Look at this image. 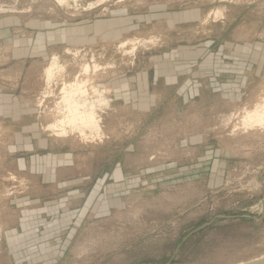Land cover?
Here are the masks:
<instances>
[{
	"label": "rangeland",
	"instance_id": "374dc122",
	"mask_svg": "<svg viewBox=\"0 0 264 264\" xmlns=\"http://www.w3.org/2000/svg\"><path fill=\"white\" fill-rule=\"evenodd\" d=\"M93 60L103 142L59 140L57 87ZM262 95L264 0H0V264L264 259V128L241 122ZM75 161L94 172L84 192L125 165L84 217L48 179Z\"/></svg>",
	"mask_w": 264,
	"mask_h": 264
},
{
	"label": "bare ground",
	"instance_id": "6f19581e",
	"mask_svg": "<svg viewBox=\"0 0 264 264\" xmlns=\"http://www.w3.org/2000/svg\"><path fill=\"white\" fill-rule=\"evenodd\" d=\"M130 42H132L131 39L124 41L122 46L124 47ZM131 44L134 50L136 43L133 41ZM78 53L79 51L73 52L75 57L78 56ZM101 69L103 70V66L93 60L92 63L82 64L81 69L71 80L61 79L62 82L57 87L58 98L52 110L54 120L46 127V130L51 131L53 136L59 140L65 141L70 136H75L85 143L103 142L105 134L99 111L109 106L110 100L106 94L110 89L102 85L104 76L103 78L99 77ZM65 71L66 66L61 63L56 53L43 69L44 83L47 88L43 98L53 96L54 86L59 83V77ZM241 122L245 128H264V95L260 96V99L250 110H245ZM255 264H264V259L255 262Z\"/></svg>",
	"mask_w": 264,
	"mask_h": 264
},
{
	"label": "crops",
	"instance_id": "0c3cea01",
	"mask_svg": "<svg viewBox=\"0 0 264 264\" xmlns=\"http://www.w3.org/2000/svg\"><path fill=\"white\" fill-rule=\"evenodd\" d=\"M2 108V106L0 107ZM98 158V157H97ZM71 162L70 164H67L66 167L63 168H51L49 170L50 176L48 179L50 181V184H57L59 181H65L67 186H74L76 187V190H73L70 192L72 195H76L78 197H72V201L69 202L67 199L66 202L69 203L70 205L72 204H79V199L82 200L84 198V201L82 203V206L84 208L81 210L80 216L84 217L86 215V212L89 208V206H97L98 205V200H99V190L100 186L102 185L101 183H107V180H116V179H122L123 180V175H124V169L125 165L123 164V161L117 164L115 167H113V170L106 172L102 177H97V182H95V185L92 184V188L90 189L89 192H84L85 188H78V187H83L85 184H87L93 177L94 172L92 171L91 168L85 169L84 163H78V161ZM54 175V177H53ZM100 182V184H99ZM114 185V183H113ZM86 187V186H85ZM110 185H107V188H109ZM83 192V193H81ZM80 195V196H79ZM75 215V214H74ZM72 216V215H71Z\"/></svg>",
	"mask_w": 264,
	"mask_h": 264
}]
</instances>
